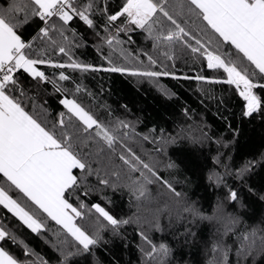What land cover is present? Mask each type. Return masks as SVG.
I'll return each instance as SVG.
<instances>
[{
	"label": "snow or ice",
	"instance_id": "snow-or-ice-1",
	"mask_svg": "<svg viewBox=\"0 0 264 264\" xmlns=\"http://www.w3.org/2000/svg\"><path fill=\"white\" fill-rule=\"evenodd\" d=\"M192 16L199 22L195 31L185 26ZM53 17L62 24L50 23ZM97 17L102 23L97 24ZM34 18L42 22L41 27L37 36L27 41L20 30ZM74 18L89 29L96 30L97 38L113 50L124 43L119 39L120 33L137 29L146 34L145 38L152 42L154 49L180 45L203 57L207 69L223 70L226 78L214 82L235 86L245 101L244 117H252L264 108V98L255 91L264 90V82H261L264 81V0H175L174 4H170L169 0H124L114 12L109 11L107 0H8L6 5H0V177L27 202V205L21 203L9 190L0 186V205L33 233L44 230L49 220L59 226L63 236L55 244L59 253L58 264H79L78 258H86L95 247L107 243L102 233L110 231L113 235H120L122 226L140 224V218L135 214L127 218L119 217L101 203H92L90 207L85 205L81 197L111 190L126 192L130 202H150L149 186L153 184L161 185L175 198L183 195L160 174L161 161L146 162L128 146V141L137 135L132 122L119 117L101 121L75 99L67 98L59 101L67 113H59L53 121L48 120L46 109L42 106H39L38 112L35 111L38 107L35 98L29 96V89L22 83L24 74L35 81L36 88L43 82L51 84L56 92L62 91L57 81L50 80L39 65L152 78L174 77L166 70L137 71L114 66L102 53V58L108 59L112 66L94 67L73 60L66 46L57 45L52 40L50 31L59 32L67 45L82 46L80 40H69L65 35L64 26ZM117 21H120L119 25ZM71 31L75 37V30ZM42 38L57 45L58 52L69 56L71 62L56 63L42 58L34 47V41ZM164 55L169 60L174 59L167 50ZM148 61L152 65L157 64V60L150 55ZM249 66L253 70L250 71ZM191 78L201 81L208 79L202 75ZM58 79L68 81L70 77L61 71ZM76 91H80L79 86ZM28 100L33 101V112L27 110L25 102ZM155 132V129L151 130L142 139L156 144L154 151L157 154H166V145L174 144L179 134L166 139L163 130L158 136L152 135ZM223 146L227 147V144ZM117 149H120L118 154ZM223 155L218 152L212 157L213 167L205 177L212 187L223 190V200L218 202L217 212L223 211L225 201L244 207L239 188L233 187L229 180L243 181L252 167L250 162L233 169L224 163ZM114 157L120 164L114 166L110 175L107 172L101 175L102 168L96 162L107 160L111 164ZM122 167L127 168L126 180L117 170ZM164 167L175 170L178 165L168 160ZM74 170H78L79 175L74 174ZM92 175H96L99 188L89 186L88 177ZM102 199L111 203L107 196H102ZM86 207L89 212L94 210L98 214L92 231L77 223L78 219H84L86 213L83 209ZM183 211L201 220H224L222 236L235 231L238 241H234L236 264H257L258 257L264 258V227L238 231L236 226L243 223L240 216L231 213L219 218L215 215L205 216L195 204H186ZM151 227L155 231L163 230L159 218ZM138 234L143 242L139 246L144 257L143 264H153V261L156 264H170L172 249L166 243L156 244L144 231ZM189 234L195 236V233ZM57 236H60L59 232ZM6 240L15 242L16 237L0 224V242ZM212 252L217 256L211 264H230L229 255L233 247L223 238L212 245ZM25 255H29L27 249ZM0 264L24 262L18 261L0 246Z\"/></svg>",
	"mask_w": 264,
	"mask_h": 264
},
{
	"label": "trees",
	"instance_id": "trees-1",
	"mask_svg": "<svg viewBox=\"0 0 264 264\" xmlns=\"http://www.w3.org/2000/svg\"><path fill=\"white\" fill-rule=\"evenodd\" d=\"M123 2L124 0H107L109 11H116ZM174 2L175 0H169L170 4ZM7 3L8 0H0V5ZM96 22L100 24L102 20L97 17ZM41 23L38 18H34L26 24L20 30L24 39L32 41L37 36ZM50 23L62 24L55 17ZM197 23L199 22L196 17L192 16L185 26L195 31ZM116 24L119 25L120 21ZM64 27L69 40L78 39L82 46L67 45L55 30L50 31V36L57 45L66 46L69 56L77 62L103 68L114 65L137 71L166 70L173 73L175 78L172 75L152 78L128 73L58 69L39 65V69L44 71L50 80L57 81L62 91L56 92L51 84L43 82L36 88L35 81L24 74L21 77L22 83L29 89V96L35 98V104L38 106L35 111L38 112L39 106H42L46 109L48 120L53 121L59 113H67V109L59 103L61 99L67 98L75 99L101 121L119 117L132 122L137 135L128 141V146L146 162L161 161L160 174L183 194L181 198H175L161 185L153 184L149 186L150 202H130L126 192L111 190L92 192L87 197H81L85 205L90 207L92 203H101L119 217L127 218L135 214L140 218V224L122 226L120 235H113L110 231L102 233L107 243L95 247L93 253L86 258H78L79 264H143L144 257L139 247L143 242L139 231L147 233L156 244L163 242L172 249L170 264H211L217 256L212 252V245L221 238L233 247L229 261L230 264H236L234 241H238L235 231L222 236L224 220L193 218L185 213L183 208L186 204H195L209 217L215 215L219 218L227 213L238 215L243 221L236 226L238 231L264 227V199H261L264 197V108L252 117H244L245 101L235 86L214 82L226 78L223 70L207 69V62L203 57H198L180 45L154 49L152 42L145 38L146 34L137 29L120 33L119 39L124 43L113 50L97 38L96 30L89 29L78 18H74ZM71 30H75V37ZM57 45L43 38L34 41V47L42 58L51 59L56 63H70L69 56L60 54ZM166 50L174 59L169 60L164 55ZM101 53L112 61V65L108 63V59L102 58ZM149 55L157 60V64L149 63ZM249 70H253L251 66ZM61 71L70 77L68 81H59ZM197 75L208 79L201 81L191 78ZM77 86L80 88L78 92ZM255 91L264 98V90ZM25 103L27 110L33 112V101L28 100ZM153 129L156 132L152 135L158 136L163 130L166 139L177 137L179 134L174 144L166 145V154H157L154 151L157 145L142 139L143 135L149 134ZM224 144H227V147H224ZM119 151L120 149H117V154ZM218 152L224 154L222 160L233 169L241 168L250 162L252 164L243 181L229 180L233 187L239 188L243 208L239 204H229L225 201L223 211H216L224 193L223 190L212 187L205 177L213 167L212 157ZM113 160L114 163L111 164L107 160L96 162L97 166L102 168L101 175L105 172L110 175L114 166L120 164L115 157ZM168 160L174 161L178 165L177 169H166L164 164ZM117 170L121 171L122 179L126 180L127 168ZM74 174L79 175V171L74 170ZM88 184L91 187H100L96 175L88 177ZM0 186H4L14 198L27 205L26 200L16 190L9 188L2 177ZM102 196L110 198L111 203H107ZM83 211L86 215L84 219H78L77 223L92 231L98 214L94 210L89 212L88 207ZM156 218H159L162 231H155L151 227ZM0 224L16 237L15 242L6 240L0 242V246L18 261L24 264H58L59 253L55 244L58 238H62L63 232L55 222L49 220L44 230L33 233L0 205ZM189 232L195 233V236ZM26 249L29 252L27 256ZM153 264L156 262L153 261ZM257 264H264V258L258 257Z\"/></svg>",
	"mask_w": 264,
	"mask_h": 264
}]
</instances>
